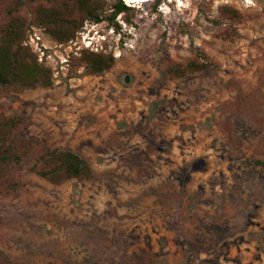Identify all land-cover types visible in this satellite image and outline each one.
<instances>
[{"label": "rangeland", "instance_id": "1", "mask_svg": "<svg viewBox=\"0 0 264 264\" xmlns=\"http://www.w3.org/2000/svg\"><path fill=\"white\" fill-rule=\"evenodd\" d=\"M128 1L131 22H85L105 36L92 50L83 26L67 61L40 27L52 85L0 91L23 136L94 170L60 184L24 171L0 196L1 248L17 264H264V0ZM84 50L114 63L86 73ZM192 60L209 66L170 70Z\"/></svg>", "mask_w": 264, "mask_h": 264}, {"label": "trees", "instance_id": "2", "mask_svg": "<svg viewBox=\"0 0 264 264\" xmlns=\"http://www.w3.org/2000/svg\"><path fill=\"white\" fill-rule=\"evenodd\" d=\"M107 5L108 0H3L0 11V91L8 88L21 92L52 85V69L39 61V56L25 43L31 28L41 27L52 39L67 43L87 21L98 23L107 19L118 30L121 25L116 18L123 13L124 20L131 22L128 14L134 7L125 0H112V10L104 15ZM222 13L232 19L241 18V13L229 6L223 7ZM80 62L86 73L100 74L113 65L114 56L84 50ZM208 66V62L192 60L170 70L182 74ZM29 123L23 115H6L0 110V196L19 187L24 171L34 172L54 184L94 176L90 162L81 154L23 136V128ZM26 159L32 160L29 167L25 166ZM0 264H17L1 246Z\"/></svg>", "mask_w": 264, "mask_h": 264}, {"label": "built area", "instance_id": "3", "mask_svg": "<svg viewBox=\"0 0 264 264\" xmlns=\"http://www.w3.org/2000/svg\"><path fill=\"white\" fill-rule=\"evenodd\" d=\"M38 29L39 28H37V27H33V29L30 31V33H29V43H30V45L32 46V48L35 51L39 52L38 53L39 60L46 64L45 60L48 58V56L51 55V51H50V47L48 45L40 42L41 39H42V36H40V34H39L40 31ZM93 32H95V35H99V36H102V37L105 36L103 34H100L99 31L96 30V29H88V27H85L82 30V33H86V34H84L82 36V41L84 42L86 47H88V48H90L92 50H97L98 46L100 45V42H96L95 38L92 39L91 33H93ZM77 39H79V36L77 37ZM64 47H66V45L64 43H56L54 45V49H55L54 51L56 53L58 51L60 52V55H58V58H60V60L62 62H63L62 58H64L65 61H67V58L64 56V52L62 51ZM56 61L59 62V60H57V59H56Z\"/></svg>", "mask_w": 264, "mask_h": 264}, {"label": "water", "instance_id": "4", "mask_svg": "<svg viewBox=\"0 0 264 264\" xmlns=\"http://www.w3.org/2000/svg\"><path fill=\"white\" fill-rule=\"evenodd\" d=\"M125 80L128 82L130 80L129 76H126Z\"/></svg>", "mask_w": 264, "mask_h": 264}, {"label": "bare ground", "instance_id": "5", "mask_svg": "<svg viewBox=\"0 0 264 264\" xmlns=\"http://www.w3.org/2000/svg\"><path fill=\"white\" fill-rule=\"evenodd\" d=\"M134 1H141V0H134Z\"/></svg>", "mask_w": 264, "mask_h": 264}]
</instances>
